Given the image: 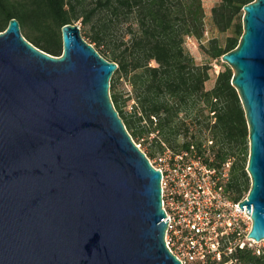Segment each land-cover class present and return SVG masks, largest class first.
Segmentation results:
<instances>
[{"label":"water","instance_id":"1","mask_svg":"<svg viewBox=\"0 0 264 264\" xmlns=\"http://www.w3.org/2000/svg\"><path fill=\"white\" fill-rule=\"evenodd\" d=\"M232 70L248 128L250 189L238 206L264 240V0L242 8ZM54 56L11 18L0 32V264H181L167 249L161 173L110 98L117 64L61 29Z\"/></svg>","mask_w":264,"mask_h":264},{"label":"trees","instance_id":"2","mask_svg":"<svg viewBox=\"0 0 264 264\" xmlns=\"http://www.w3.org/2000/svg\"><path fill=\"white\" fill-rule=\"evenodd\" d=\"M253 0H219L211 8L214 28L229 32L222 41L203 43L201 0H0V32L11 18L34 46L58 56L60 29L80 21L85 36L105 59L117 64L110 78V98L133 141L166 143L174 150L212 141L211 164L231 160L229 195L237 201L249 189L246 172L248 128L232 70L220 63L210 89L211 62L234 49L243 32L242 8ZM187 36L198 41L207 57L197 63L184 46ZM123 79L130 94L120 102L117 83ZM133 100L124 110L126 101ZM153 156L152 150L146 153ZM231 264H264V253L237 249Z\"/></svg>","mask_w":264,"mask_h":264},{"label":"built area","instance_id":"3","mask_svg":"<svg viewBox=\"0 0 264 264\" xmlns=\"http://www.w3.org/2000/svg\"><path fill=\"white\" fill-rule=\"evenodd\" d=\"M207 34V31H205ZM190 36L186 39L190 40ZM218 73V71H217ZM149 163L161 173V206L168 218L164 241L181 264H231V256L245 247L264 253V243L247 236L251 217L228 190L231 160L211 164L212 141L174 150L167 146Z\"/></svg>","mask_w":264,"mask_h":264},{"label":"rangeland","instance_id":"4","mask_svg":"<svg viewBox=\"0 0 264 264\" xmlns=\"http://www.w3.org/2000/svg\"><path fill=\"white\" fill-rule=\"evenodd\" d=\"M201 1H202V5L204 8V13H205V16H204V24H205L204 29L205 30H204V36H203L202 42L205 44L207 43L209 39L213 37H217L220 41H222L229 32H226V33L218 32L214 28L212 19H211V8L215 4H217L219 0H201ZM73 23H76L80 26V34L82 38L88 42L89 39L85 36L84 29L82 28L80 21H75ZM20 31L22 34L24 33V29L21 26H20ZM205 31H207V34H205ZM184 46L187 49V51L193 56V58L195 59L197 63H205L208 61L207 57L200 50L198 41H196L193 37H191L190 40L185 39ZM220 63L222 62L221 61H219V63H217L216 61L211 62V69L209 71L210 77H209V80L205 82L206 89H210L213 86L215 77L217 75V71L219 72L222 68ZM117 91L120 97V102L122 103V101L127 97V95L130 94V86L126 82H124L123 79H120V81H118L117 83ZM132 103H133L132 99L126 101L124 110L128 111ZM137 142H138L137 144H139V147L143 149L146 153H149V151L152 150L154 152V155L159 153L164 148V146L171 148L164 142H160V146L157 143L152 142V141H142V142L137 141ZM204 142L205 141H202V143ZM249 182H250V178H249ZM263 243L264 242H260L258 246L262 247Z\"/></svg>","mask_w":264,"mask_h":264}]
</instances>
